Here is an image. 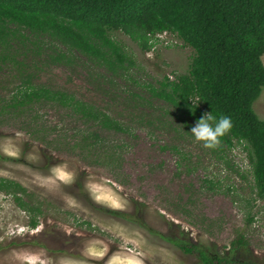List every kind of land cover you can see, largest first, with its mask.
<instances>
[{"label":"rangeland","instance_id":"1","mask_svg":"<svg viewBox=\"0 0 264 264\" xmlns=\"http://www.w3.org/2000/svg\"><path fill=\"white\" fill-rule=\"evenodd\" d=\"M20 34L0 44V179L25 189L0 190V264H201L177 241L264 264V197L247 150L235 141L205 148L189 133L196 122L151 91L187 71L191 47L167 32L171 45L143 51L116 32L133 64L112 68ZM28 78L124 130L56 100L13 108ZM254 110L264 119V88ZM237 234L246 247L230 248Z\"/></svg>","mask_w":264,"mask_h":264},{"label":"trees","instance_id":"2","mask_svg":"<svg viewBox=\"0 0 264 264\" xmlns=\"http://www.w3.org/2000/svg\"><path fill=\"white\" fill-rule=\"evenodd\" d=\"M22 28L112 68L133 64L116 41V32L128 36L143 51L151 49L150 37L156 33L177 36L193 50L188 69L176 79L166 77L158 88L151 87L153 95L195 122L211 112L217 119L231 117L233 128L220 143L243 144L256 193L264 197V119L254 110L264 88V0H0V44L20 38ZM30 80L24 79L25 89L12 97L13 108L35 100H56L84 117L100 119L106 127L124 130L73 94L33 85ZM190 99L199 104L192 105ZM0 190L25 191L4 179H0ZM16 200L21 203L20 197ZM176 244L186 253L197 250L201 264H256L211 255L192 243ZM247 245L244 236L237 234L230 248Z\"/></svg>","mask_w":264,"mask_h":264},{"label":"clouds","instance_id":"3","mask_svg":"<svg viewBox=\"0 0 264 264\" xmlns=\"http://www.w3.org/2000/svg\"><path fill=\"white\" fill-rule=\"evenodd\" d=\"M192 105L199 104L196 101L190 99ZM233 128V121L229 116H221L217 119L211 113H205L200 119L196 121L189 133L192 134L194 139L199 142H203L205 148H215L219 145L221 138L228 134Z\"/></svg>","mask_w":264,"mask_h":264},{"label":"built area","instance_id":"4","mask_svg":"<svg viewBox=\"0 0 264 264\" xmlns=\"http://www.w3.org/2000/svg\"><path fill=\"white\" fill-rule=\"evenodd\" d=\"M173 40H169L167 37V32L156 33L150 37L149 43L151 44V49H155L157 45H171ZM176 42V41H175ZM247 156V152H246ZM248 168L251 171V164L248 159Z\"/></svg>","mask_w":264,"mask_h":264}]
</instances>
